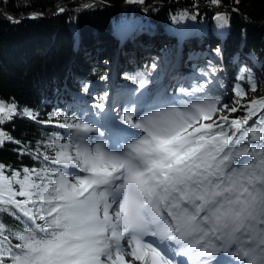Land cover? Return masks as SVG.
<instances>
[{"label": "snow or ice", "instance_id": "snow-or-ice-1", "mask_svg": "<svg viewBox=\"0 0 264 264\" xmlns=\"http://www.w3.org/2000/svg\"><path fill=\"white\" fill-rule=\"evenodd\" d=\"M216 19L227 26L226 14ZM149 76L127 78L144 89ZM237 79L231 106L205 79L165 107L140 92L111 125L107 93L91 118L53 113L69 130L43 145L54 155L37 152L38 168L0 163V264H264V97L243 103L257 78L245 66ZM20 115L37 119L0 99V128ZM6 142L20 144L0 130Z\"/></svg>", "mask_w": 264, "mask_h": 264}, {"label": "trees", "instance_id": "trees-1", "mask_svg": "<svg viewBox=\"0 0 264 264\" xmlns=\"http://www.w3.org/2000/svg\"><path fill=\"white\" fill-rule=\"evenodd\" d=\"M218 13L228 16L226 27L218 26ZM244 64L258 84L248 91L247 103L264 97V0H0V99L37 117L20 115L0 128L20 141L0 146V163L9 166L6 172L40 167L35 154L54 155L43 145L54 135L64 142L69 131L59 127L63 118L52 114L94 115L105 93V111L115 104L123 115L125 104L140 92L149 99L166 85L173 98L169 86L177 85L178 77L210 79V92L231 106ZM210 67L215 75H199ZM148 73L151 82L144 89L127 78ZM237 115L244 113L232 114ZM3 220L16 225L11 217Z\"/></svg>", "mask_w": 264, "mask_h": 264}, {"label": "rangeland", "instance_id": "rangeland-1", "mask_svg": "<svg viewBox=\"0 0 264 264\" xmlns=\"http://www.w3.org/2000/svg\"><path fill=\"white\" fill-rule=\"evenodd\" d=\"M245 65V64H244ZM247 65V64H246ZM245 65V66H246ZM252 71V73H253V70H251ZM214 75H215V73H214ZM202 80H200V81H197L196 83H203V82H201ZM113 86H115V85H113ZM112 86V87H113ZM159 87V86H158ZM156 88L157 90L153 93V95L148 99V101H153V100H157V101H159V102H162V103H156L157 104V106H160V107H165V106H167V101H169L170 99H172V98H170V97H168V95H166V89L168 88V86H167V88L165 89V87H166V85H164V86H162V88L161 87H159V88ZM169 88H170V90H172L173 91V94L177 97V98H180V94L178 93V89H179V85H172V86H169ZM261 93H264V90H262L261 91ZM210 95H214V94H212V92H210L209 93ZM249 97H251L250 96V94H249ZM112 107H111V109H108L107 111H105V113H106V115L104 116V122L103 123H105V124H108V125H111V123H112V121H111V119H110V117H113V116H116L117 114H119V115H122L121 113H120V111L119 110H117L116 109V107H115V104H112L111 105ZM147 110H149V107L148 106H145V107H143V109H141L140 110V115H143V112L144 111H147ZM110 111H112L111 113H110ZM88 116H89V118H91V117H93L94 115L93 114H91V113H88ZM115 123L116 124H119V120H116L115 121ZM122 127H127V126H122ZM126 259H129L128 257H126Z\"/></svg>", "mask_w": 264, "mask_h": 264}, {"label": "bare ground", "instance_id": "bare-ground-1", "mask_svg": "<svg viewBox=\"0 0 264 264\" xmlns=\"http://www.w3.org/2000/svg\"><path fill=\"white\" fill-rule=\"evenodd\" d=\"M178 68H180L179 66H176L175 67V69H178ZM188 78H190V77H188ZM188 78H181V77H178L177 79H178V83H177V85H179V88H181V87H184V88H190V86L192 85V81H194V82H197V81H195V80H188ZM145 107V106H144ZM143 109V108H142Z\"/></svg>", "mask_w": 264, "mask_h": 264}]
</instances>
